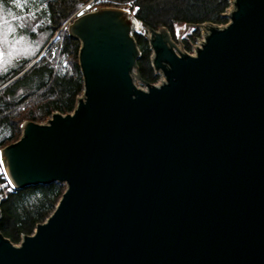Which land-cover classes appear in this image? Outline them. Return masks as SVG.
Here are the masks:
<instances>
[{"label":"water","instance_id":"obj_1","mask_svg":"<svg viewBox=\"0 0 264 264\" xmlns=\"http://www.w3.org/2000/svg\"><path fill=\"white\" fill-rule=\"evenodd\" d=\"M229 2L227 24L178 26L179 44L146 29L154 84L129 10L69 25L74 111L24 122L1 151L15 188L66 189L20 245L0 231V264H264V0ZM196 27L190 54L181 39Z\"/></svg>","mask_w":264,"mask_h":264},{"label":"trees","instance_id":"obj_2","mask_svg":"<svg viewBox=\"0 0 264 264\" xmlns=\"http://www.w3.org/2000/svg\"><path fill=\"white\" fill-rule=\"evenodd\" d=\"M9 4L10 0H5ZM44 23L41 32L49 37L38 52L23 59L17 66L0 75V147L16 142L26 121L43 122L55 112L74 111L84 91L79 65L80 41L63 29L64 24L91 0H44ZM103 7L124 8L138 19L143 32H134L141 50L138 73L142 79L155 83L158 76L151 66L152 50L146 29L167 28L176 38L178 26L205 23L225 24L223 15L230 0H100ZM200 29L191 30L185 38L186 47L195 42ZM33 37L38 36L36 32ZM41 57L39 58V56ZM66 185L59 182L14 189L1 195V233L13 243L21 236L32 235L36 226L52 214Z\"/></svg>","mask_w":264,"mask_h":264},{"label":"rangeland","instance_id":"obj_3","mask_svg":"<svg viewBox=\"0 0 264 264\" xmlns=\"http://www.w3.org/2000/svg\"><path fill=\"white\" fill-rule=\"evenodd\" d=\"M101 3L100 0H91L82 5L64 24L63 29L68 30L69 25L80 16L100 8H111L103 7L100 5ZM45 4L46 1L44 0H26L23 3H16L14 0H10L9 4H6L5 0H0V17H2V22H0V75L17 66L23 59L34 56L49 37L46 32L44 33L40 30L45 20L43 16V10L46 8ZM33 32H36L38 36L33 37ZM172 39L176 44H179L177 33L176 38L172 37ZM184 40L185 38L181 39L184 50L188 53H193V45L195 43H192L193 45L190 44L191 50L186 47ZM155 75L157 76V74ZM51 117L39 123L44 124ZM3 148H0V150L2 151ZM21 240L22 236L20 241L14 244L20 245Z\"/></svg>","mask_w":264,"mask_h":264},{"label":"built area","instance_id":"obj_4","mask_svg":"<svg viewBox=\"0 0 264 264\" xmlns=\"http://www.w3.org/2000/svg\"><path fill=\"white\" fill-rule=\"evenodd\" d=\"M229 4H230V2H229ZM227 18L229 20V17L228 16H227ZM227 23H225V24H227ZM197 38H202V31L200 32V35ZM193 43H195V46L198 45V42L197 41H195ZM158 75H160V76H159V78L157 80H159L161 78V74L158 73L157 76ZM14 189H16V188L11 183H9L8 176H7V174L5 172V169H4L3 165H2V161H1V150H0V196L1 195H6L7 193L11 192V190H14Z\"/></svg>","mask_w":264,"mask_h":264},{"label":"snow or ice","instance_id":"obj_5","mask_svg":"<svg viewBox=\"0 0 264 264\" xmlns=\"http://www.w3.org/2000/svg\"><path fill=\"white\" fill-rule=\"evenodd\" d=\"M14 2L23 3V2H26V0H14ZM0 22H2V17H0ZM9 183H11V181H9Z\"/></svg>","mask_w":264,"mask_h":264}]
</instances>
